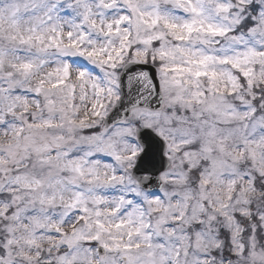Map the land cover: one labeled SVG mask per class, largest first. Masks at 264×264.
I'll return each instance as SVG.
<instances>
[{
    "label": "snow or ice",
    "instance_id": "1",
    "mask_svg": "<svg viewBox=\"0 0 264 264\" xmlns=\"http://www.w3.org/2000/svg\"><path fill=\"white\" fill-rule=\"evenodd\" d=\"M0 264H264V0H0Z\"/></svg>",
    "mask_w": 264,
    "mask_h": 264
}]
</instances>
